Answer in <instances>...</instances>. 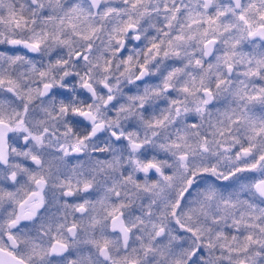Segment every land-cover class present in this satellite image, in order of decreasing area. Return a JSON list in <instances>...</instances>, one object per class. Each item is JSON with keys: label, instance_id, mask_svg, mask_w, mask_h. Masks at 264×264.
<instances>
[{"label": "snow or ice", "instance_id": "obj_1", "mask_svg": "<svg viewBox=\"0 0 264 264\" xmlns=\"http://www.w3.org/2000/svg\"><path fill=\"white\" fill-rule=\"evenodd\" d=\"M0 264H264V0H0Z\"/></svg>", "mask_w": 264, "mask_h": 264}]
</instances>
